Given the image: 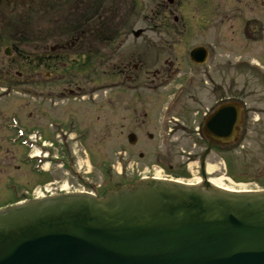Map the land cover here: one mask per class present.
<instances>
[{
  "label": "rangeland",
  "instance_id": "rangeland-1",
  "mask_svg": "<svg viewBox=\"0 0 264 264\" xmlns=\"http://www.w3.org/2000/svg\"><path fill=\"white\" fill-rule=\"evenodd\" d=\"M59 1L61 5L54 6L53 14V18L57 17L59 20L61 18L63 21L71 22L75 18L83 17L88 9L87 5L84 6L79 2L82 0ZM110 1L103 0L105 6H109ZM117 1L121 5L126 2L131 3V9L129 10L127 5L126 9L127 12L133 10V13L129 14L126 19L128 21L118 23L112 29L110 27L108 34L142 29L150 35L171 33L181 35L175 42H166L172 44L170 52L164 53V47H157L155 49H160V53L155 51L149 55L150 64L157 54L160 55V63L155 67H159L170 54L185 59V55L196 47H204L212 52L215 82L222 81V77L228 74L230 97L232 99L238 97L239 99L235 102L243 105L245 109L244 132L240 136L239 143L225 149L213 146L207 156L210 145L200 132L183 134L181 131H176L179 125L183 124H189L190 129L193 130L198 127L200 119L192 124L190 120L194 119L193 113L199 108L211 105L207 101L211 96V90L204 91L200 98L185 102L180 100L175 103L178 88L187 81L181 83V79L175 78L165 89L149 94L147 132L155 134L156 140L151 142L146 136L140 137L142 144L133 149L127 138V112L123 104L125 98L119 100L118 109L113 113V106H111L113 94L110 89L113 79L108 64L101 71V90L96 96L99 99L97 109L86 107V116L84 117L85 112H83L80 117V122L82 124L84 122L85 128L91 129L90 136L82 140L74 136L69 138L68 152H65L70 157L69 168L63 166V163H39L46 151L41 153L37 147L28 148L22 144L26 140L36 139L30 133L36 126H46L48 130V119L39 117L44 116L42 115L44 106H37L30 90L7 89L0 86V206L23 201L22 192L28 191L27 195L30 192V197H36L40 195V187L44 186L52 193H60L67 183L68 190L70 188L88 189L83 181L93 185L100 184L102 193L140 180L142 171L156 165L164 168L166 174L174 180L196 184L203 181L199 168L205 155L209 180L219 182L220 185L231 189L245 190L243 188L246 187V190H263L264 0H260V7L254 10L248 7L252 5L253 0H173V4H170L168 0ZM79 4L83 6L77 10ZM30 7L28 4L23 8V18L28 16L26 20L32 18L29 14ZM44 8L41 7L38 10V17L43 21L47 19ZM89 13L92 14V10ZM176 18L180 21L178 28L173 26ZM252 18L260 19L262 23V34L258 40H248L242 36L244 23L246 24ZM131 39L134 38L131 37ZM106 45L108 49L109 42ZM105 58L108 60L110 57L107 58L105 55ZM227 64L228 73L223 71V65ZM181 67L184 68L182 72L184 75H190L191 71L187 69L190 68L189 65L183 62ZM185 77L190 78V76ZM37 101L43 102L40 99ZM184 105L186 110L183 109ZM71 107L77 108L72 104ZM186 111H188V121H185L183 117ZM94 112L100 117L98 123L94 121ZM12 117L19 122L20 129L26 128L29 131L28 134L24 132L25 138L19 136L17 131L10 129ZM57 117L61 118V115ZM158 124L162 131L159 139L155 130ZM70 131L72 129L68 130ZM49 133L46 132L47 136H43L42 140L46 147L51 149L48 156L50 158L54 156L57 149L62 148L65 140L63 137L53 135L50 137ZM11 139H15L16 143H12ZM36 155L41 158L34 161L28 160V157ZM210 166L213 167L214 172L208 174ZM79 170L82 173L80 176L77 174ZM77 176L81 179L80 183L74 179ZM68 179L74 181H68Z\"/></svg>",
  "mask_w": 264,
  "mask_h": 264
},
{
  "label": "water",
  "instance_id": "water-1",
  "mask_svg": "<svg viewBox=\"0 0 264 264\" xmlns=\"http://www.w3.org/2000/svg\"><path fill=\"white\" fill-rule=\"evenodd\" d=\"M241 116L224 105L205 133L231 144ZM0 264H264V192L149 179L30 201L0 212Z\"/></svg>",
  "mask_w": 264,
  "mask_h": 264
},
{
  "label": "flooded vegetation",
  "instance_id": "flooded-vegetation-1",
  "mask_svg": "<svg viewBox=\"0 0 264 264\" xmlns=\"http://www.w3.org/2000/svg\"><path fill=\"white\" fill-rule=\"evenodd\" d=\"M53 2L54 0H32L30 5L32 18L26 20L21 18L20 2L0 0V86L7 89L30 90L37 106H44L42 112L44 116H37L48 119V130L46 126L41 125L30 131L31 135L41 138L40 143L35 141L36 147L48 151L50 155L51 149L45 147L42 140L43 136H47L46 132H50V137L61 136L65 139L62 148L57 149L54 156L41 160L42 163H63V166L69 168L70 157L65 153L68 152L69 138L74 136L82 140L90 136L91 129L85 128L84 122L83 124L80 122V117L83 112L84 117L86 116V107L97 109L99 99L96 96L101 90V71L105 65L109 64L113 79L110 86L113 94L111 100L113 113L118 109L119 100L125 98L123 104L127 112V138L131 144L129 136H133L130 137L134 143L131 144L133 149L142 144L140 137L146 136L151 142L156 140L155 134L147 132L149 94L165 89L175 78L181 79V83L187 80L178 88L175 103L200 98L204 91L211 90V96L207 99L211 105L199 108L193 113L194 119L190 120L192 124L200 119L198 127L193 130L189 124L179 125L176 131L183 134H193L198 130L203 135L206 119L221 104L231 100L228 74L222 77V81L215 82L214 55L209 50H206V63L202 66L192 62L191 52L185 55V59L170 54L159 67H155L160 63V55L157 54L150 64L149 55L161 51L155 48L164 47V53L170 52L172 44L166 42L177 41L181 36L179 33L150 35L141 29L142 33L138 35L134 31L108 34L110 27L112 29L118 23L128 21L126 19L129 14L132 15L133 10L132 13L127 12L126 5L130 10L131 3L121 5L117 0H111L110 5L105 6L103 0H82L79 2L88 8L83 17L69 22L50 15L46 20H41L38 17L39 8L45 3L49 13L50 9L55 8ZM260 3V0H253L252 5L248 7L254 10L260 7ZM83 5L79 4L77 10ZM91 10L92 14L89 13ZM179 22V19H174L173 26L178 28ZM261 25L260 19H250L244 23L242 36L248 40H258L262 34ZM133 26L134 24L131 25V29ZM107 42L110 45L108 49ZM104 54L110 58L107 60ZM183 62L190 66L187 68L191 71L190 75L182 73ZM223 71L228 73V64L223 65ZM38 99L43 102L37 101ZM71 104L78 109L72 108ZM185 107L186 105L183 109L186 110ZM59 115L61 118L57 117ZM187 115L188 111L183 115L185 121H188ZM93 118L95 123L100 122L96 112L93 113ZM243 127L244 121L238 127L239 140L244 132ZM69 129L72 131L68 132ZM155 130L159 139L161 126L158 124ZM208 142L211 149L221 143L213 138ZM222 146L228 148L226 145ZM3 207L0 206V209Z\"/></svg>",
  "mask_w": 264,
  "mask_h": 264
},
{
  "label": "bare ground",
  "instance_id": "bare-ground-1",
  "mask_svg": "<svg viewBox=\"0 0 264 264\" xmlns=\"http://www.w3.org/2000/svg\"><path fill=\"white\" fill-rule=\"evenodd\" d=\"M38 156V155H37ZM212 172H214L213 170V167H209L208 168V174H211ZM213 186L217 187V188H220V189H223L224 191H231V192H239V191H245V190H235V189H231V188H228V187H224L222 185L219 184V182H214L213 180H209ZM64 189H67V186L64 187ZM243 189H246V187H244Z\"/></svg>",
  "mask_w": 264,
  "mask_h": 264
}]
</instances>
